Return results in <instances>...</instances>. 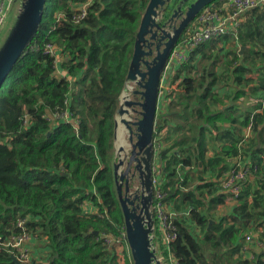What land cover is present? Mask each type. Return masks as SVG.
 <instances>
[{
	"label": "trees",
	"instance_id": "1",
	"mask_svg": "<svg viewBox=\"0 0 264 264\" xmlns=\"http://www.w3.org/2000/svg\"><path fill=\"white\" fill-rule=\"evenodd\" d=\"M85 1L47 0L36 35L0 87V242L19 233L15 222L23 219L35 248L48 249L40 264H120L102 238L105 233L118 235L123 228L112 175L114 116L148 0H93L87 16L73 23L72 12ZM217 40L207 42L208 53L206 43L198 45L186 62L173 69L181 91L167 102L164 114L156 111L153 141L161 167L163 201L195 199L202 207L188 205L181 214L173 205L176 239L169 243V250L175 264H264L262 255L250 259L241 251L244 235L250 231L248 222L262 219L260 225L264 226V194L247 202V178L235 209L240 219L233 216L231 223L224 218L215 220L213 211L225 203L221 195H227L220 191V180L228 167L221 166L220 175L215 172L221 156L216 152L207 155L206 147L208 135L213 140L218 135L225 142L237 135L224 130L227 123L239 124L243 130L251 125L246 145L253 142V147L246 154H250L255 173H264V105H258L257 113L236 115L231 103L243 93L235 90L222 99L215 92L217 81L229 76L250 95L262 97L264 54L251 52L261 59L259 67L235 65L242 61L237 51L229 53V62H221L219 51H213L211 45ZM47 43L63 56V78L52 75V63L42 53ZM219 63L224 67L220 77L216 74ZM193 72L195 78L190 75ZM254 76L257 85L252 84ZM56 107L67 108L76 125L60 120L49 124L47 112ZM242 134L237 135L238 144ZM237 149L234 144L218 147L223 154H233L224 157L226 163ZM206 157L212 159L206 163ZM208 168L218 191L210 188L204 204L193 190L184 192L180 186L187 183L190 170L203 174ZM86 206L91 207L88 213ZM190 226L198 232H192ZM257 235L261 240L263 233ZM155 238L157 241L156 231ZM158 255L162 264H171L162 247ZM123 256L122 264H132L127 253ZM12 258L6 249H0V264H13ZM241 258L244 260L239 261Z\"/></svg>",
	"mask_w": 264,
	"mask_h": 264
},
{
	"label": "water",
	"instance_id": "2",
	"mask_svg": "<svg viewBox=\"0 0 264 264\" xmlns=\"http://www.w3.org/2000/svg\"><path fill=\"white\" fill-rule=\"evenodd\" d=\"M186 1L148 0L135 34L124 88L119 95L114 116L112 175L132 264H161L152 247L154 219L151 206L155 155L153 131L162 75L181 35L198 12L215 0H193L184 9ZM46 6L47 0H20L15 19L0 44V87L36 35ZM162 16H168L166 23L161 24ZM158 30L161 32L159 42L162 43L155 47L153 54L150 49L153 43L149 39H153ZM147 35L149 39H146ZM160 45H163L161 49ZM127 91L132 95L131 99H125ZM131 114L136 115L133 121L127 119ZM119 122L126 128L127 141L123 138L116 143ZM129 148L130 155L123 161L121 155L127 153ZM124 163L125 169L121 172L120 167ZM117 174L121 182L130 175L131 181L125 182L124 192L121 191V183L117 181ZM129 182L132 183L130 186ZM210 224L211 221L207 229ZM12 263L20 264L15 258H12ZM30 264L36 263L33 261Z\"/></svg>",
	"mask_w": 264,
	"mask_h": 264
},
{
	"label": "built area",
	"instance_id": "3",
	"mask_svg": "<svg viewBox=\"0 0 264 264\" xmlns=\"http://www.w3.org/2000/svg\"><path fill=\"white\" fill-rule=\"evenodd\" d=\"M92 1L93 0H86L75 8L71 15L73 23L77 24L87 16V9ZM13 2L14 0H0V32L5 25L6 15ZM256 7L264 8V0H215L206 5L198 12L192 23L181 35L180 41L170 54L165 71L168 69L173 70L180 63L186 62L189 58V53L198 45L214 39L224 38L231 34L235 36V30L241 23L244 14ZM32 49L36 48L32 47ZM42 53L52 63L53 77L58 79L65 77L61 69L63 56L60 50L54 45L47 43L44 45ZM68 82L70 85V80ZM262 102L264 103V98ZM71 116L67 108L60 110L56 107L54 110L47 112V118L51 125L57 120H60L64 123H72L75 126L76 122L71 119ZM27 123L28 121L25 120L24 125H27ZM251 135L252 126L248 125L244 128L242 141L237 145L238 150L236 155L227 159L228 168L223 173L220 180V191L230 195L235 201L239 197L245 180L252 172L256 171V167L252 166L250 154H246L243 150V147L246 145ZM161 183V167L153 163V199L151 211L154 219L152 228L153 232H157V243L153 242L152 247L155 249L157 258L160 261H162V256L158 254L162 247V250L167 252L170 263L175 264V259L169 250V243L176 239V228L174 227L173 221L177 217V212H175L170 203L166 204L163 201L165 194L160 188ZM90 210L91 207L89 206L84 208V211L87 213ZM24 223L25 221L23 219L16 220L15 226L20 229V232L11 235L6 241H1L0 249H6L20 264H30L33 261L36 264H40L47 258L48 249L44 248L43 250H37L35 248V245L32 244L34 242V237L26 230ZM102 238L106 247L113 249L117 255L120 254V256L122 255L123 257V254L127 253L129 255L128 258H131L124 228L119 230L118 235L105 233L102 235ZM241 251L243 255H247L250 259L254 257L252 254L253 251L256 255H262V261H264V240H260L256 232L250 230L244 235Z\"/></svg>",
	"mask_w": 264,
	"mask_h": 264
},
{
	"label": "rangeland",
	"instance_id": "4",
	"mask_svg": "<svg viewBox=\"0 0 264 264\" xmlns=\"http://www.w3.org/2000/svg\"><path fill=\"white\" fill-rule=\"evenodd\" d=\"M19 4H20V0H14V2L11 4V6L8 10V13H7L6 18H5L4 28L0 32V44L3 41L5 35L7 34V31L10 29V27H11V25L15 19L16 11L19 7ZM229 42L227 41V43H226L227 45H226L224 43L223 38H221V39H218L215 44H211L213 47L212 48L213 51H217V50L219 51V58H220L221 62L222 61H224V62L230 61L231 54H229V53L231 51L229 52V48H230ZM208 43H206V48H205L206 53L209 52V49H207V48H209L210 45ZM198 58H199V56H198ZM223 68H224L223 65L221 63H219L217 68H216V74L218 76L223 73ZM164 72L165 73H163L164 75H162V80L160 83V91H159V98H158V105H157L158 112L160 111V113H162V114H164L166 111L167 102H169V100L171 98H175L179 94V92L181 91L176 86L178 81L177 80L175 81L173 78L174 70L168 69L166 71L164 70ZM181 75H183V73ZM190 75H191V77H194V78L196 77L195 72H193ZM255 78H256V76H254L253 79H255ZM217 82H218V84L215 87V92L217 93L218 97H220L222 99H224L225 97H231L232 94L234 93V91L236 90V88H234L235 84L232 82V77L226 76V78L224 77V80L217 81ZM130 85L132 86V84H130ZM134 88L135 87L133 86V89ZM131 98H132V95L130 94L129 91H127L125 99H131ZM135 116H136L135 114H131V115L127 116V119H130L133 121ZM122 125L123 124H121L120 122L118 123L116 143H118L119 140L122 141L123 138H124V140L127 141V134L123 135L121 132V126ZM163 133H164V131L161 134L163 135ZM217 137H218V139L221 138L218 135H217ZM239 138H242V135L239 136ZM218 139H214V140H216V142H218ZM154 146H155V149H154L155 155L153 156V158H154L153 162L159 165L158 156H157L156 141H154ZM206 147L208 148V152H209L210 156L211 155L213 156V154L215 152H216V155L221 156V160L216 164L217 165L216 169L214 168V171L220 175L221 173H223V170H221V166H226V168H227V163H226V161H224V157L226 155H233V154H230V153L229 154H223L221 152V150L219 152L217 146L214 144L213 138L210 137V135L207 136ZM252 147H253V142H251L249 145H245L243 147V150L245 152H247V151H250L252 149ZM124 148H126L125 145H124ZM155 151H156V153H155ZM127 156H128L127 153H123L121 155L122 160L125 161L127 159ZM205 159H206L205 162L207 163L209 161V159H212V158L206 157ZM207 171H210L209 168L206 170V172ZM183 172H185V171H182L181 173L183 174ZM211 180H212V176L210 174L209 175L207 173L198 174L197 172H195V169H192L189 171L188 178L186 180L187 183H182V185L180 187L182 189H184L183 190L184 192L193 190L195 192V195L198 196V198L196 197V199H201L202 201H204V204H206L208 202L209 197H210V194L207 193V191L210 188L216 189V190H214L215 193L218 191L217 190L218 187H216L217 183H215ZM208 184H211L212 186L211 187H206V186L204 187L203 186V185H208ZM194 185H195V187H193ZM197 185L203 186V187L197 188L196 187ZM244 188L246 191L245 198H246L247 202H250L254 197L258 196L259 194H264V173L261 171L257 172V173H252L251 176L248 178V180L244 183ZM221 197L225 201V203L223 205L221 204V205L217 206L216 209L213 211L214 219L219 220L220 218H224L225 221L231 223V217L236 216L237 219L239 220L240 219L239 215L236 213V210H235L236 207L238 206V201L233 200L232 197H227V195H221ZM195 201H196L195 199L190 201V200H183L181 197H179V198L174 197V199H173L174 208L177 211H179L181 214L188 210V207H189L188 205H194L195 207H198V209L199 208L202 209V207H199L201 203L196 204ZM208 206H209V204H208ZM204 210H205V208L203 209V211ZM180 217H183V215L179 216V218ZM261 221H262V219H251L248 222L247 227H248V230H254L259 235L263 233L261 240H264V226L260 225ZM190 227H191L192 232L197 231V229L194 228L193 226H190ZM252 254L254 256L256 255L255 252H253V251H252ZM118 256H119V263L122 264L124 261L123 260L124 256L122 257V255L120 256V254ZM241 259L239 261L244 260V258H241Z\"/></svg>",
	"mask_w": 264,
	"mask_h": 264
},
{
	"label": "crops",
	"instance_id": "5",
	"mask_svg": "<svg viewBox=\"0 0 264 264\" xmlns=\"http://www.w3.org/2000/svg\"><path fill=\"white\" fill-rule=\"evenodd\" d=\"M223 40L225 44L227 43V41H230L229 52L237 51L238 55L242 56V61H237L235 65H247V67L251 66V68H253L254 66H261V59L258 56H253L251 52L254 51L260 52V54H264V8L256 7L249 13L245 14L241 23L235 30V36L229 35L227 37H224ZM240 47H242L241 51ZM252 63L254 64V66L252 65ZM256 83L257 81L253 79L252 84L257 85ZM234 88H236V90H240L241 93H243L238 99L233 100L231 103L234 104L233 107L235 108L236 115H240L242 112L254 114L260 111V107L262 106V98H264V95L262 97L256 96L254 94L250 95V93L246 91V87H244V85L242 84L235 85ZM224 101L225 103L230 104V101H227L226 99ZM259 104H261V106H258ZM224 130H229L230 133H237V135L244 133L243 128L239 124L227 123L224 126ZM121 132L123 135L127 134L124 125L121 126ZM237 135H231L232 139L227 142H225L224 139L218 140V142H216V140L213 141L217 148L221 145L230 146L233 144L236 147L238 145ZM207 153V155H210L209 152ZM206 173L209 174L210 172L207 171ZM170 204L172 206L174 205L172 201L170 202ZM154 240L155 243H157L156 238Z\"/></svg>",
	"mask_w": 264,
	"mask_h": 264
},
{
	"label": "flooded vegetation",
	"instance_id": "6",
	"mask_svg": "<svg viewBox=\"0 0 264 264\" xmlns=\"http://www.w3.org/2000/svg\"><path fill=\"white\" fill-rule=\"evenodd\" d=\"M189 1V0H188ZM188 1H186V4L184 5V9H185V7L189 4V3H187ZM167 9V8H166ZM167 17L168 16H162L161 17V24L162 23H166V19H167ZM165 28L167 29L168 28V25L166 24V26H165ZM160 31L158 30L157 32H156V35H155V37L153 38V39H149V35H147L146 36V39H149V41H150V43H153L151 46H150V49L152 50V52H153V54L155 53V47L160 43H162V42H159L160 41ZM163 47V45H160V47H159V49H161ZM146 59H148V60H150L151 58L150 57H147ZM118 104H119V101H118ZM127 157H129V155H130V148L127 150ZM125 164L126 163H124L120 168H121V172L125 169ZM120 172V173H121ZM129 177H124L123 178V180H122V182L119 180V175L117 174V181L119 182V183H121V191L122 192H124V189H125V182H127V180H130L131 181V178H130V175H128ZM134 178V177H133ZM113 184H114V180H113ZM130 184H132L131 182H129V186H130ZM115 187V186H114ZM116 191V190H115Z\"/></svg>",
	"mask_w": 264,
	"mask_h": 264
},
{
	"label": "clouds",
	"instance_id": "7",
	"mask_svg": "<svg viewBox=\"0 0 264 264\" xmlns=\"http://www.w3.org/2000/svg\"><path fill=\"white\" fill-rule=\"evenodd\" d=\"M231 35H232V34H231ZM232 36H233V35H232ZM262 99H263V98H262ZM262 105H264V103H263V102H262ZM237 150H238V149H237ZM252 173H255V171H254V172H252ZM252 173H251V174H252ZM251 174L249 175V177L251 176ZM249 177H248V178H249ZM245 181H246V180H245ZM242 186H243V185H242ZM236 201H237V200H236ZM153 236H154V232H153ZM153 240H154V239H153ZM153 240H152V243H153ZM156 256H157V255H156ZM160 262H161V261H160ZM161 264H162V263H161Z\"/></svg>",
	"mask_w": 264,
	"mask_h": 264
}]
</instances>
